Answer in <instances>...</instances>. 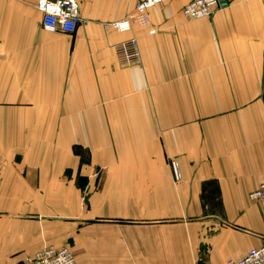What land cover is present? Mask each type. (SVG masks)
Wrapping results in <instances>:
<instances>
[{"label":"crops","instance_id":"crops-1","mask_svg":"<svg viewBox=\"0 0 264 264\" xmlns=\"http://www.w3.org/2000/svg\"><path fill=\"white\" fill-rule=\"evenodd\" d=\"M139 1L76 0L72 37L42 31L41 14L29 13L37 0H0V156L10 158L0 171V264H23L51 239L45 197L60 194L61 176L24 164L44 166L62 132L82 130L79 116L147 118L125 131L149 133V144L163 133L180 180L126 174L140 195L123 212L134 215L69 221L74 264H227L264 243V201L248 198L264 180V0H225L196 21L182 14L190 0H164L130 33L114 32L112 23L136 20ZM130 38L140 63L121 70L113 46ZM88 96L121 97L109 110ZM123 96L164 104L126 112Z\"/></svg>","mask_w":264,"mask_h":264},{"label":"rangeland","instance_id":"rangeland-1","mask_svg":"<svg viewBox=\"0 0 264 264\" xmlns=\"http://www.w3.org/2000/svg\"><path fill=\"white\" fill-rule=\"evenodd\" d=\"M148 11L146 10L145 13ZM34 12H38L36 4L29 9L30 14H35ZM142 19L144 22L146 16ZM136 24L140 25L139 22ZM118 67L121 70L133 68L119 65ZM88 97L91 105L90 98L93 99L94 105H97L98 101L100 107L108 105L109 110H111L116 107L118 97L120 98L121 96ZM107 97L109 98L108 101H106ZM123 98H125L124 101L119 100L125 104L126 112H133L134 110L136 112H146L148 109H161L164 104L163 100H154L155 96H123ZM76 119L78 130L79 128L82 130L77 133L62 132L61 147L56 150L47 148L43 151L46 161L44 166L31 163L24 164V168L29 171L60 174V194L45 197L44 220L55 223V225L50 228L46 227V233L50 234L51 239L46 237L41 250L67 248L72 253L73 259L75 249L70 245L68 237L69 221L74 219L78 221L90 219L112 220L134 215L133 213L123 212L124 208H127L126 210L132 208L129 206L133 196L140 195V193H134L130 190L131 187L128 184H131L132 181L126 180L128 178L125 177L126 174L169 172L174 183H178L180 180L179 165L176 157L166 156L164 153V146L161 141L163 133L155 134L157 136L156 144H149L147 141L149 133L125 131L130 128V126L125 125L134 121L137 124L138 121H144L147 118L126 115L123 117L86 118L79 116ZM68 120V116L62 117V126H66ZM66 128L72 129L73 127L71 125ZM86 128L89 131H86ZM93 128L102 129V132H94L91 130ZM105 128H108L109 131H105ZM8 152L10 150H6V153ZM57 152L60 153V160H56V157H53L54 155L56 156ZM9 159V157L0 156V171ZM22 160L24 161V159ZM32 160L36 159L29 157V162ZM41 160L42 151L38 150L37 161L40 162ZM175 174L178 176L177 179ZM49 182L51 185H45V188L53 190V182ZM135 215L144 217L148 214ZM156 215L157 217L166 216L169 219L167 221L168 224L180 223L174 220L178 214L158 213ZM192 247L190 246L189 249ZM23 264H25V260Z\"/></svg>","mask_w":264,"mask_h":264},{"label":"built area","instance_id":"built-area-1","mask_svg":"<svg viewBox=\"0 0 264 264\" xmlns=\"http://www.w3.org/2000/svg\"><path fill=\"white\" fill-rule=\"evenodd\" d=\"M163 1H139L135 5L137 18L134 22L124 19L112 23L110 28L119 34L130 33L132 26L137 22L140 25L144 24L142 18L146 10L154 8ZM221 4L220 0H190L183 8L182 14L187 21L208 19L221 7ZM36 9L41 14V29L48 34L73 36L81 23L76 0H38ZM113 51L116 62L121 67L136 66L140 63L137 41L134 38L116 44L113 46ZM175 176L177 179V174ZM248 198L253 202L264 201V180ZM25 264H74V259L67 248H47L27 257ZM227 264H264V243L259 248L250 249L241 259L231 260Z\"/></svg>","mask_w":264,"mask_h":264},{"label":"water","instance_id":"water-1","mask_svg":"<svg viewBox=\"0 0 264 264\" xmlns=\"http://www.w3.org/2000/svg\"><path fill=\"white\" fill-rule=\"evenodd\" d=\"M221 2H224V0H220Z\"/></svg>","mask_w":264,"mask_h":264}]
</instances>
